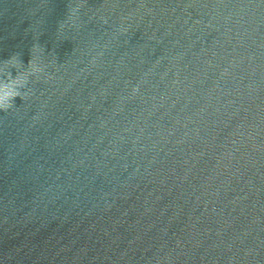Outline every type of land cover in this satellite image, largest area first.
<instances>
[{
	"label": "water",
	"instance_id": "obj_1",
	"mask_svg": "<svg viewBox=\"0 0 264 264\" xmlns=\"http://www.w3.org/2000/svg\"><path fill=\"white\" fill-rule=\"evenodd\" d=\"M0 89V264H264V0H0Z\"/></svg>",
	"mask_w": 264,
	"mask_h": 264
},
{
	"label": "clouds",
	"instance_id": "obj_2",
	"mask_svg": "<svg viewBox=\"0 0 264 264\" xmlns=\"http://www.w3.org/2000/svg\"><path fill=\"white\" fill-rule=\"evenodd\" d=\"M16 97H20L18 89H14L13 92H5L0 89V109L5 108V105L11 107Z\"/></svg>",
	"mask_w": 264,
	"mask_h": 264
}]
</instances>
